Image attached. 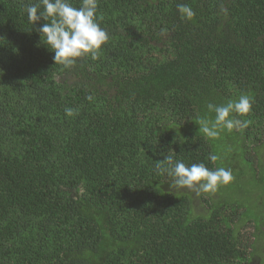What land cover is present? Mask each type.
Listing matches in <instances>:
<instances>
[{
    "label": "trees",
    "instance_id": "obj_1",
    "mask_svg": "<svg viewBox=\"0 0 264 264\" xmlns=\"http://www.w3.org/2000/svg\"><path fill=\"white\" fill-rule=\"evenodd\" d=\"M32 3L0 0V264H264V226L228 196L264 181V0H98L109 39L67 67ZM241 94L246 128L199 130ZM172 152L234 179L174 189Z\"/></svg>",
    "mask_w": 264,
    "mask_h": 264
},
{
    "label": "clouds",
    "instance_id": "obj_2",
    "mask_svg": "<svg viewBox=\"0 0 264 264\" xmlns=\"http://www.w3.org/2000/svg\"><path fill=\"white\" fill-rule=\"evenodd\" d=\"M97 7L98 0H81L79 7H74L69 0H37V3L26 6L32 24L41 19L50 21L42 24L38 32L43 35V44L54 53V64L67 67L86 54L93 59L98 57L99 49L108 41L109 35L97 22ZM177 9L183 19L192 20L195 17V12L186 3L178 4ZM252 103L248 94H241L238 99L222 105L208 103L207 109L215 113V119H201L199 130L209 138H217L221 130L246 128L248 122L238 120L232 114H248ZM65 112L67 116L74 114L71 108H66ZM209 159L216 161L218 157L210 155ZM156 171L173 177L171 186L174 189H196L205 193L215 192L218 186L227 185L234 179L232 171L225 167L211 170L204 163L186 166L182 160L175 158L174 152L156 165Z\"/></svg>",
    "mask_w": 264,
    "mask_h": 264
},
{
    "label": "rangeland",
    "instance_id": "obj_3",
    "mask_svg": "<svg viewBox=\"0 0 264 264\" xmlns=\"http://www.w3.org/2000/svg\"><path fill=\"white\" fill-rule=\"evenodd\" d=\"M232 185L233 184L231 183L230 188L233 192L228 195L229 201L240 203L245 210V213H247V216L250 218L256 217L258 221L257 224L264 226V197H255L257 193L264 192V181L261 184H258L252 177H246V181L238 185L235 184L234 189H232ZM228 190L226 188V191ZM243 218L246 219L245 217ZM253 231L252 227L242 230L245 237L249 236L251 241V233Z\"/></svg>",
    "mask_w": 264,
    "mask_h": 264
}]
</instances>
